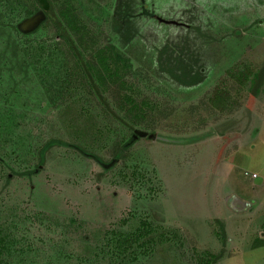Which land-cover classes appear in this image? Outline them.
<instances>
[{
	"label": "rangeland",
	"instance_id": "obj_1",
	"mask_svg": "<svg viewBox=\"0 0 264 264\" xmlns=\"http://www.w3.org/2000/svg\"><path fill=\"white\" fill-rule=\"evenodd\" d=\"M73 2L97 43H111L132 67L125 86H108L106 105L89 92L54 104L15 73L22 34L59 40L55 28L42 11L19 32L0 27V112L13 109L20 122L0 146L11 264H264V78L251 91L264 70V0ZM124 93L142 104L133 129ZM97 130L104 136L92 141ZM51 138L85 151L52 146L24 174ZM126 139L124 157L108 166ZM141 220L167 228L170 240L118 263L113 232Z\"/></svg>",
	"mask_w": 264,
	"mask_h": 264
},
{
	"label": "trees",
	"instance_id": "obj_2",
	"mask_svg": "<svg viewBox=\"0 0 264 264\" xmlns=\"http://www.w3.org/2000/svg\"><path fill=\"white\" fill-rule=\"evenodd\" d=\"M74 4L73 0H0V27L10 25L12 29L18 31L17 25L21 20L42 11L45 17L42 21L43 24L50 22L55 28V37H59V40L44 39L40 42L27 39L24 34L19 33L23 35L20 38L21 49H19L25 61L23 67H19L15 73V79L16 81L20 79L23 83L28 84L32 91L34 87L30 79H35L43 89L44 94H49L50 102L54 104L59 101L65 107L76 104L80 98H83L80 96L82 92L84 94L89 92L90 96L93 94L99 97L101 103L106 105L104 92L112 83L116 85L123 83L122 86H125L124 76L126 72H129L132 64L130 59L117 52L111 43L104 45L97 43V37L88 31ZM93 47L95 50L90 52ZM253 78L251 91L257 95L262 89L261 82L264 78V70L257 71ZM28 91L25 90V92ZM25 92L22 97L26 95ZM121 100L123 105L130 103L126 107V111L128 116L134 118L130 124L133 129L145 117L142 113V104L137 103L136 99L127 93L123 94ZM13 112V109L4 113L0 112V146L12 140L15 129L19 128L20 122ZM89 126L91 127L92 123H89ZM102 136L104 133L97 130L92 132L90 139L97 142ZM130 141L132 140L126 139L124 143L120 142L115 146L114 157L107 163L108 166L124 157V152L128 149ZM59 144L72 147L81 153L85 151L83 146L78 144L51 138L40 147L39 161L35 168L32 171L24 172V174H34L39 166L44 163L46 152L52 146ZM93 158L102 163L98 156L93 154ZM135 176L136 174L132 171V179ZM165 230L167 228L163 229L161 226L157 228L153 223L141 220L132 232L114 231L115 239L108 244L115 245L118 263H125L128 257L131 261H136L135 253L140 249L144 248L143 252H145V248L151 246L150 252L166 244V239L170 240L165 236L167 232ZM221 232L224 234L223 227ZM260 240L262 239H258L259 243ZM14 242L15 239L8 229L0 222V264H11L9 254H11L10 251ZM211 257L212 262L219 259V255H212Z\"/></svg>",
	"mask_w": 264,
	"mask_h": 264
},
{
	"label": "water",
	"instance_id": "obj_3",
	"mask_svg": "<svg viewBox=\"0 0 264 264\" xmlns=\"http://www.w3.org/2000/svg\"><path fill=\"white\" fill-rule=\"evenodd\" d=\"M155 136H156V135H154V134H150V135H149L150 138H153V137H155Z\"/></svg>",
	"mask_w": 264,
	"mask_h": 264
}]
</instances>
